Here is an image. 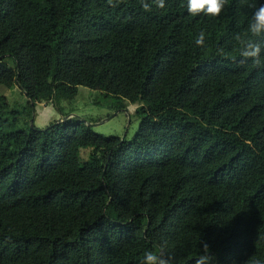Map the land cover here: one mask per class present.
Returning a JSON list of instances; mask_svg holds the SVG:
<instances>
[{
  "label": "trees",
  "instance_id": "obj_1",
  "mask_svg": "<svg viewBox=\"0 0 264 264\" xmlns=\"http://www.w3.org/2000/svg\"><path fill=\"white\" fill-rule=\"evenodd\" d=\"M147 2L0 0V86L59 111L86 86L140 118L131 140L71 113L22 128L0 95V264H141L161 247L195 264L205 244L212 264H264V66L235 39H258L264 0L219 18Z\"/></svg>",
  "mask_w": 264,
  "mask_h": 264
},
{
  "label": "rangeland",
  "instance_id": "obj_2",
  "mask_svg": "<svg viewBox=\"0 0 264 264\" xmlns=\"http://www.w3.org/2000/svg\"><path fill=\"white\" fill-rule=\"evenodd\" d=\"M9 62L13 61L9 59ZM0 95L7 98L5 116L13 117V111L20 112L19 127L22 128L28 127L30 119L34 120L36 126L44 127L58 120L63 113L82 117L93 131L106 136L126 137L131 140L139 128L140 118L135 113L138 104H130L126 99L86 86L69 85L66 95L61 99V111L58 106H45L43 102H38L33 110L29 98L19 86H0ZM90 151V148L81 149L83 161H90ZM219 263L224 264L222 261Z\"/></svg>",
  "mask_w": 264,
  "mask_h": 264
},
{
  "label": "clouds",
  "instance_id": "obj_3",
  "mask_svg": "<svg viewBox=\"0 0 264 264\" xmlns=\"http://www.w3.org/2000/svg\"><path fill=\"white\" fill-rule=\"evenodd\" d=\"M109 4L112 0H108ZM144 11H151L152 5L147 0H140ZM153 3L160 9L165 8V0H153ZM227 0H187V11L192 16L204 15L211 18H219L225 9ZM255 7V5H251ZM248 32L251 37L258 39L241 40L239 34L235 39L241 43L240 56L243 58L241 63L251 61L254 66H264V4L255 7V11L248 24ZM196 45L203 46L205 34L201 32L195 41ZM207 244L203 247V254H198L194 258L195 264H212L213 257L209 254ZM141 264H174V257L168 256L163 247L158 254L148 251L144 254ZM255 264H261L259 260Z\"/></svg>",
  "mask_w": 264,
  "mask_h": 264
},
{
  "label": "crops",
  "instance_id": "obj_4",
  "mask_svg": "<svg viewBox=\"0 0 264 264\" xmlns=\"http://www.w3.org/2000/svg\"><path fill=\"white\" fill-rule=\"evenodd\" d=\"M48 105H49V104H46V103H45V106H48Z\"/></svg>",
  "mask_w": 264,
  "mask_h": 264
}]
</instances>
